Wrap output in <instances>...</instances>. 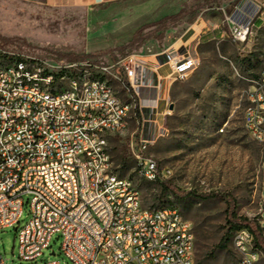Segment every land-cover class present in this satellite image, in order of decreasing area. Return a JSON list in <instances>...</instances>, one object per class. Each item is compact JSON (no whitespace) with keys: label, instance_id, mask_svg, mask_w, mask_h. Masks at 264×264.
I'll return each mask as SVG.
<instances>
[{"label":"built area","instance_id":"obj_1","mask_svg":"<svg viewBox=\"0 0 264 264\" xmlns=\"http://www.w3.org/2000/svg\"><path fill=\"white\" fill-rule=\"evenodd\" d=\"M260 9L257 0H241L226 16L241 46L249 44ZM154 55L163 57L170 80L187 79L199 62L173 48ZM159 66L138 52L101 63L0 48V231L16 226L22 259H38L59 233L61 250L74 264H198L192 221L175 205L145 207L141 190L114 171L109 151V136L127 129L137 106L141 147L152 142L148 118L157 107L142 102L141 89L159 88L160 74L149 82ZM113 80L125 85L132 101L122 100ZM250 81L244 125L264 146V69ZM136 156L147 180L172 173L161 172L152 157ZM25 207L29 218L21 225ZM233 243L238 264L264 258L247 227L235 231Z\"/></svg>","mask_w":264,"mask_h":264},{"label":"rangeland","instance_id":"obj_2","mask_svg":"<svg viewBox=\"0 0 264 264\" xmlns=\"http://www.w3.org/2000/svg\"><path fill=\"white\" fill-rule=\"evenodd\" d=\"M240 1L115 0L52 6L46 0H0L1 49L59 61L111 63L124 56L118 48L140 32L149 37L130 53L151 56L173 48L198 57L187 79L171 81L167 104L152 116L156 118L151 123L152 142L141 147L142 117L137 106L127 129L109 136V151L114 171L141 190L145 207L175 205L192 221L199 264L239 263L234 234L225 246L218 245L229 228L231 211L239 218L260 221L264 233V146L244 125L250 80L264 69V0H257L261 9L247 46L235 40L226 18ZM182 10L184 18L169 21L164 28L165 20ZM194 14L209 21L210 28L216 23L220 32L207 35L191 49L179 43ZM73 56L81 57L70 60ZM111 83L123 101H132L122 82ZM138 153L154 158L161 172L170 169L172 173L156 181L145 179L139 174ZM28 218L25 207L21 225ZM61 244L56 233L43 255L24 260L16 226L0 231L2 264L51 260L74 264ZM259 264H264V258Z\"/></svg>","mask_w":264,"mask_h":264},{"label":"crops","instance_id":"obj_3","mask_svg":"<svg viewBox=\"0 0 264 264\" xmlns=\"http://www.w3.org/2000/svg\"><path fill=\"white\" fill-rule=\"evenodd\" d=\"M110 1H115V0H46L47 4L52 6L91 5V4L110 2ZM208 24L209 21L203 20L202 16L198 17L193 23H191L186 28V30L181 36L179 45L184 44L185 46L191 49H195L198 44L202 43L204 39L207 38V35L211 34L212 36H215L220 32V30L216 28L217 27L216 23L212 24V28H210ZM147 60L151 64H156L160 62V66L158 67V72L149 73V82L154 83L157 74H160L163 77L159 88L144 87L141 89L142 102L150 101L151 104L155 105L157 108H156V113L153 114V116H156L158 114V111H162L164 106L168 102L169 91H170L169 88L172 80L167 78L170 69L166 64L161 63L163 61L162 56L160 57H156L155 55L147 56ZM146 118L143 117L144 120H147ZM148 119L153 122L156 121V118L152 119V117H149Z\"/></svg>","mask_w":264,"mask_h":264},{"label":"trees","instance_id":"obj_4","mask_svg":"<svg viewBox=\"0 0 264 264\" xmlns=\"http://www.w3.org/2000/svg\"><path fill=\"white\" fill-rule=\"evenodd\" d=\"M200 7H203V6H200ZM185 15H186L185 11L182 10L181 12L170 16L168 19L165 20L164 28H168L169 21L179 22L182 18H184ZM196 19H197V14H194L190 18L189 22L193 23ZM148 37H149V35H142L140 32H136L129 43H127L124 46L119 47L118 49L121 52H124L123 54L125 56L127 54H130V52L133 49L140 47V45ZM80 57L81 56H73V57H70L69 59L75 60V59H79ZM118 59L119 58H115V61H117ZM123 79L126 80V77L123 76ZM164 184H166V183L164 182ZM166 187H169V185L166 184ZM228 212H230V210H228ZM228 216H229V220H228L229 228H228L226 234L221 238L218 245L225 246L231 240V238H232V236L236 230H238L242 227H247L253 232V234L255 236L256 246L259 247L264 252V233H263V226L261 225V222L256 221V220H248L247 218H239L236 216V214L233 211H231Z\"/></svg>","mask_w":264,"mask_h":264}]
</instances>
